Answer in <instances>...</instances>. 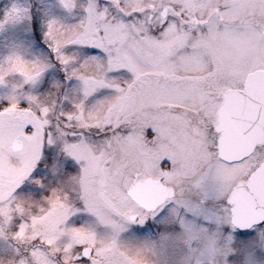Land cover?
I'll return each instance as SVG.
<instances>
[{"label":"snow or ice","instance_id":"obj_1","mask_svg":"<svg viewBox=\"0 0 264 264\" xmlns=\"http://www.w3.org/2000/svg\"><path fill=\"white\" fill-rule=\"evenodd\" d=\"M0 264H264V0H0Z\"/></svg>","mask_w":264,"mask_h":264}]
</instances>
